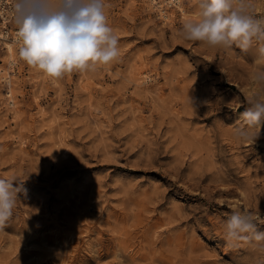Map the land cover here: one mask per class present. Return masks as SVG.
I'll list each match as a JSON object with an SVG mask.
<instances>
[{
    "label": "rangeland",
    "instance_id": "obj_1",
    "mask_svg": "<svg viewBox=\"0 0 264 264\" xmlns=\"http://www.w3.org/2000/svg\"><path fill=\"white\" fill-rule=\"evenodd\" d=\"M181 1L188 19L103 0L119 58L52 78L20 60L0 0V178L27 189L0 229V264H264V248L222 238L234 210L264 230V127L253 139L235 125L264 98V57L185 39L200 8ZM250 3L264 18V0Z\"/></svg>",
    "mask_w": 264,
    "mask_h": 264
},
{
    "label": "clouds",
    "instance_id": "obj_2",
    "mask_svg": "<svg viewBox=\"0 0 264 264\" xmlns=\"http://www.w3.org/2000/svg\"><path fill=\"white\" fill-rule=\"evenodd\" d=\"M198 6V18L183 24L185 39L235 46L243 53L255 45L264 57V18L253 14L250 0H198ZM12 11L20 60L49 77L95 70L120 56L119 38L107 22L103 0H12ZM253 82L264 87V70L254 73ZM248 105L235 125L243 137L254 130L255 139L264 127V98L256 95ZM21 195L27 197L22 180L0 178V229L13 216ZM223 223L226 246L264 248V230L251 212L234 210Z\"/></svg>",
    "mask_w": 264,
    "mask_h": 264
},
{
    "label": "bare ground",
    "instance_id": "obj_3",
    "mask_svg": "<svg viewBox=\"0 0 264 264\" xmlns=\"http://www.w3.org/2000/svg\"><path fill=\"white\" fill-rule=\"evenodd\" d=\"M152 4L155 5V4H158L159 5V8L164 12V6H163V3L165 4V6H176L177 8H179V10L182 12V14L184 15L185 18H189L188 16V13L185 11V9L182 7L181 5V0H163L161 3L160 2H157V0H151ZM166 10V9H165ZM200 11V10H199ZM199 11L197 12V15L194 17V19H197L198 18V15H199ZM167 12H164L162 14V16L165 18V20L168 19V16H167ZM171 19V18H170ZM3 37H6L5 35ZM4 39V38H3ZM17 41V39H16ZM8 42V41H7ZM8 44V43H7ZM8 47V52H9V56L11 57L12 61L14 62V57H15V48L12 44L10 45H7ZM17 58V57H16ZM6 78V76L4 77ZM9 78H6V80L8 81V83H11V81L8 80ZM140 88V87H139ZM69 150V149H68Z\"/></svg>",
    "mask_w": 264,
    "mask_h": 264
}]
</instances>
